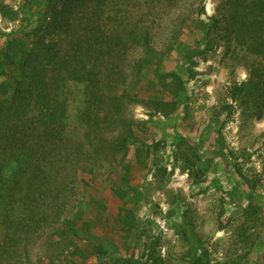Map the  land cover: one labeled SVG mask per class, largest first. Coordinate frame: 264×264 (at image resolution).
Segmentation results:
<instances>
[{"label":"rangeland","instance_id":"374dc122","mask_svg":"<svg viewBox=\"0 0 264 264\" xmlns=\"http://www.w3.org/2000/svg\"><path fill=\"white\" fill-rule=\"evenodd\" d=\"M25 1L0 0V55L27 22L19 37L29 45L61 42L50 74L68 188L62 216L18 234V251L0 225V264H264V51L236 42L234 0H122L117 18L118 0H105L116 34L151 29L141 72L143 46L107 36L71 58L72 31L61 27L82 33L86 14L71 10L81 3L54 0L55 31L25 22ZM10 77L0 78L9 91Z\"/></svg>","mask_w":264,"mask_h":264},{"label":"trees","instance_id":"16d2710c","mask_svg":"<svg viewBox=\"0 0 264 264\" xmlns=\"http://www.w3.org/2000/svg\"><path fill=\"white\" fill-rule=\"evenodd\" d=\"M94 1L96 0H75L82 6L71 7V10L84 11L86 14L87 23L84 22L81 26V34L76 32L75 23L66 22L61 27L70 28L72 31L71 50H74V54L70 55L71 58L79 62L82 52L89 49L82 42L91 46L94 40L105 43L107 36L109 43L114 42L113 47L121 41H131L143 46L144 55L136 59V64L139 65L137 71L141 72L147 62V56L155 51L151 29H142L135 25L124 33L116 34L117 30H110L105 26L108 24L105 21V0H97L98 5H94ZM25 2L28 15L25 22L36 17L34 22L38 25L49 24L56 28L55 31L61 30L62 20L57 17V4L56 7L53 5L54 0ZM63 4L67 6L70 2L66 0ZM114 4L117 18V6L124 3L118 0ZM232 6L230 16L236 25V42L249 43V49L263 52L264 0H234ZM124 10L126 9H120V17ZM28 25L27 22L7 42L5 56L0 55V78L11 76L13 83L11 91L8 89L9 85H0V225L8 230L13 229L11 235L14 237L10 242L13 252L21 247L22 240L19 236H27L31 233L30 228H34L33 232L37 234L40 231L37 229L42 223L58 220L62 216L68 188L65 165L69 152L67 147L62 146L67 124H63V117L60 116L63 113L62 99L60 94L52 89L50 74L54 61L64 57V48L60 47L59 40L48 41L45 37L29 45L26 34L25 37H19ZM90 31L93 33L89 34ZM100 51L102 53L99 54L103 55L104 51ZM116 55L121 57V50ZM7 60L9 65L5 64ZM91 73L94 74L90 72L89 78L102 87L100 76ZM36 145H46V149L34 150ZM78 169L80 168L76 169V174ZM13 217V222L16 223L12 222ZM9 221L7 225L6 222ZM123 260L126 264H136L129 258Z\"/></svg>","mask_w":264,"mask_h":264}]
</instances>
